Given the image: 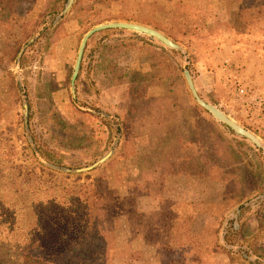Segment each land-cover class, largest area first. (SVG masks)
Wrapping results in <instances>:
<instances>
[{
    "label": "rangeland",
    "instance_id": "obj_1",
    "mask_svg": "<svg viewBox=\"0 0 264 264\" xmlns=\"http://www.w3.org/2000/svg\"><path fill=\"white\" fill-rule=\"evenodd\" d=\"M47 2L23 0L17 11L0 9V127L15 146L13 159L32 165L25 149L30 146L31 132L55 154L64 156L68 170L91 166L112 151L109 159L91 171L57 170L72 176L92 174L93 178L101 173L97 170L105 173L110 186L106 198L119 199L124 210L116 233L120 254L111 264H149L144 258L147 254L163 264H229L224 249L247 252L251 262L264 264V178L259 173L264 169V151L201 108L183 75L184 68L189 70L200 98L264 145V34L257 28L245 33L235 29L233 13L240 0H116L109 5L84 0L82 13L71 9L54 25L62 8L52 23L46 17V23L33 31L32 23ZM112 22L155 29L184 53L132 31L98 32L86 43L73 96L71 76L82 38L90 29ZM44 29H48L46 34L39 37ZM119 44L124 47L116 50ZM107 66H115V71L111 73ZM122 74L123 83L113 84V75ZM24 104L28 106V132ZM47 104L83 134L71 138V142L78 139L76 143L59 147L48 139L43 119ZM118 125L129 129L126 135L114 133ZM226 138L240 142L246 165L239 162L229 167V161H219L216 151L222 145L218 146V139L223 144ZM159 140L171 157H188L185 171L179 169L177 160L161 163ZM151 148L156 152L151 153ZM189 159H195L200 169L205 162L206 172L218 162L219 168L242 182L231 185L229 193L236 194L240 185L249 197L235 206L225 204L224 185L212 176L189 172ZM231 220L258 234L255 247L261 257L238 238H232L233 244L223 240ZM162 226L166 231L154 236ZM162 245L166 248L161 249Z\"/></svg>",
    "mask_w": 264,
    "mask_h": 264
},
{
    "label": "trees",
    "instance_id": "obj_2",
    "mask_svg": "<svg viewBox=\"0 0 264 264\" xmlns=\"http://www.w3.org/2000/svg\"><path fill=\"white\" fill-rule=\"evenodd\" d=\"M22 1L0 0V9L17 11ZM83 1L76 0L71 11L82 13L84 10ZM90 1H96L100 5H109L116 0ZM65 2L66 0H48L44 11L38 15V20L32 23L33 31L39 27L40 23L42 25L46 23V17L50 18L52 23L54 15L63 8ZM91 9L93 8L85 10ZM233 16L234 22L237 23L235 29H239L240 32H250L252 28H257L264 34V0H240L239 7ZM78 22L82 25L81 20ZM229 25L230 23L224 24L227 27ZM47 30L44 29L39 37L46 34ZM111 31L113 33L122 32L120 30ZM173 39L179 41L174 37ZM123 47V44H119L116 50ZM109 51L106 50L107 53ZM20 66H22V62L19 63ZM114 67L107 66L106 68L113 73ZM123 78V74L121 76L113 75V84H121ZM12 80L17 86L14 78ZM45 99L48 102L47 96ZM43 117L48 139L56 146L76 143L78 139L71 142V138L77 133L78 137L83 136L74 126L63 121L49 104H47V110ZM103 123L112 131L109 121L105 120ZM213 123L215 124L214 121ZM128 130L118 125L114 133H121L124 136ZM218 131L220 133V130ZM230 133L232 134L231 131ZM23 136L24 142L27 143L25 135ZM31 137L35 151L29 145L25 149L29 150L33 163L26 166L13 159L15 146L4 129L0 127V264L113 263L120 254L116 233L124 210L119 205V199L108 200L106 198L105 194L110 190V186L105 173L97 170L101 173H98L94 178L92 174L85 176L61 174L51 166L65 168L64 156L55 154L44 142L38 140L33 132H31ZM81 141L82 139L79 140V142ZM223 141L222 144L218 139V146L222 145V148H218L216 151L219 161L222 163L229 161L227 164L229 167H234L240 164L239 162L246 165L247 161L241 155L244 152L240 147V142L234 140L233 143V140H227V138ZM159 142L158 153L161 154L159 158L161 163L173 161L172 163L175 164L177 160L179 169L185 171L184 165L188 157H171L164 150L163 140H159ZM150 152L155 153L156 151L151 148ZM182 163L183 167H180ZM206 165L205 162H202V168L197 173L201 176H212L224 185L223 200L225 204L231 203L232 206H235L249 197L240 188V185H237L238 192L236 194L229 193L231 185L242 184L239 182L240 178L225 173L219 168L221 164L218 162L214 163V168H210L209 172H206V170L208 171ZM247 166L249 165L247 164ZM253 171L251 168L252 173ZM259 173L264 178V169L261 168ZM254 176L256 175L254 174ZM130 202L133 204V200ZM164 218L168 217L164 216ZM160 230L166 231L162 226L154 236H158ZM170 230L172 231V229ZM232 238L243 241L242 244L245 243L257 257H261V252L255 247V244L258 243V234H251L244 224H238L235 228L234 221H229V227L224 233L223 240L228 244H233ZM224 251L229 264L259 263L251 262L247 252L236 253L225 249Z\"/></svg>",
    "mask_w": 264,
    "mask_h": 264
},
{
    "label": "water",
    "instance_id": "obj_3",
    "mask_svg": "<svg viewBox=\"0 0 264 264\" xmlns=\"http://www.w3.org/2000/svg\"><path fill=\"white\" fill-rule=\"evenodd\" d=\"M75 1L76 0H66L63 9L61 10L60 13L57 14V16L54 19V22H53L54 25H56L72 9ZM109 29H120V30H127V31H132L135 33H140V34H143V35H146V36H149L151 38L158 40L163 46H165L166 48H168L170 50L180 51V52L184 53V50L178 44L173 42L171 39H169L168 37H166L162 33L158 32L157 30L152 29V28L147 27V26H144V25H140L137 23H129V22H112V23H107V24L96 26V27L90 29L84 35V37L82 38V41L80 43V46L78 48V52H77V56H76V60H75V64H74V68H73V72H72V76H71V91H72L73 96H74V82H75V80L79 74L80 68H81V62H82L83 53H84L87 41L94 34L101 32V31H104V30H109ZM33 41H34V39H31L27 45L31 44ZM25 48H26V46H24L20 50V52L18 54V58H17L18 61H19L21 54L25 50ZM183 75H184V78L186 80L187 86L189 88V91H190L193 99L201 108L206 110L212 116V118L215 121H217L221 124H224L230 130H232L237 136L247 139L248 141L253 143L255 145V147L264 151V145L260 142V140L254 134H252L248 130L244 129L243 127L239 126L235 121H233L231 118H229L227 115H225L216 106L208 104L200 98V96L198 95V93L195 89V86H194V83H193V80H192V77L190 75L189 70L184 68L183 69ZM23 108H24V128H25V131L28 132V125H27L28 106H27V104H24ZM28 142H29L30 146L32 147V149L35 151V146H34L33 141L30 137L28 138ZM111 155H112V151H110L106 156L102 157L101 159L96 161L91 166L81 168V169H77V170H68V169H64V168H58L56 166H51V167L55 170H59L62 172L80 174V173H85V172H88V171H91V170L97 168L99 165L103 164L107 159H109V157ZM234 227L237 228L236 225H234Z\"/></svg>",
    "mask_w": 264,
    "mask_h": 264
},
{
    "label": "crops",
    "instance_id": "obj_4",
    "mask_svg": "<svg viewBox=\"0 0 264 264\" xmlns=\"http://www.w3.org/2000/svg\"><path fill=\"white\" fill-rule=\"evenodd\" d=\"M170 108H172V106H170ZM187 168H188L189 172L197 173L198 170L200 169V165H198V162L195 159H189L188 163H187ZM173 174H175V173H173ZM161 247H162L161 249H165L166 248L164 245H162ZM144 256H147V257H144V258H148L149 264H163V262L161 260L159 261V259L155 260L154 258H152L151 254H147V255H144ZM138 262H140V261H138ZM142 263H144V262H142Z\"/></svg>",
    "mask_w": 264,
    "mask_h": 264
}]
</instances>
